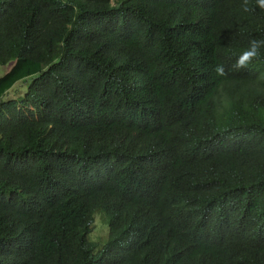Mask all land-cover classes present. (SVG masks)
<instances>
[{
    "label": "trees",
    "instance_id": "obj_1",
    "mask_svg": "<svg viewBox=\"0 0 264 264\" xmlns=\"http://www.w3.org/2000/svg\"><path fill=\"white\" fill-rule=\"evenodd\" d=\"M253 39L256 0H0V264H264Z\"/></svg>",
    "mask_w": 264,
    "mask_h": 264
},
{
    "label": "clouds",
    "instance_id": "obj_2",
    "mask_svg": "<svg viewBox=\"0 0 264 264\" xmlns=\"http://www.w3.org/2000/svg\"><path fill=\"white\" fill-rule=\"evenodd\" d=\"M256 3L260 8H264V0H256ZM261 44H264V41L256 40L253 39L249 41V46L248 49L245 50L240 57L237 58L235 61V67H242L244 65V62L250 59L251 57H254L257 55V50L260 47ZM214 71L218 75H222L224 72L223 66L222 65H216L214 68Z\"/></svg>",
    "mask_w": 264,
    "mask_h": 264
},
{
    "label": "rangeland",
    "instance_id": "obj_3",
    "mask_svg": "<svg viewBox=\"0 0 264 264\" xmlns=\"http://www.w3.org/2000/svg\"><path fill=\"white\" fill-rule=\"evenodd\" d=\"M19 89H16V91H18ZM8 96H13V91L10 90L8 91ZM94 228L93 230L89 233L88 235V239L90 241L96 242L98 243V245H100L102 243L103 240H101V237L105 236L106 239V231H107V227H106V223L103 220L102 215H100L99 213H96L94 215Z\"/></svg>",
    "mask_w": 264,
    "mask_h": 264
}]
</instances>
